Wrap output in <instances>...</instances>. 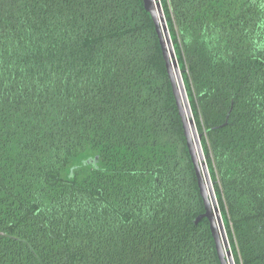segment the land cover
Masks as SVG:
<instances>
[{
  "label": "trees",
  "instance_id": "obj_1",
  "mask_svg": "<svg viewBox=\"0 0 264 264\" xmlns=\"http://www.w3.org/2000/svg\"><path fill=\"white\" fill-rule=\"evenodd\" d=\"M161 3L235 263L264 264V0ZM204 213L143 0H0V264H221Z\"/></svg>",
  "mask_w": 264,
  "mask_h": 264
},
{
  "label": "water",
  "instance_id": "obj_2",
  "mask_svg": "<svg viewBox=\"0 0 264 264\" xmlns=\"http://www.w3.org/2000/svg\"><path fill=\"white\" fill-rule=\"evenodd\" d=\"M143 5L144 9L151 15L156 29L187 141L188 151L194 165L199 192L205 207V213L200 215L195 220V223L198 224L203 219L208 220L220 263L236 264L201 143L202 135H199L195 120L193 119L191 104L161 0H143ZM93 161V159H89L86 163H93Z\"/></svg>",
  "mask_w": 264,
  "mask_h": 264
},
{
  "label": "rangeland",
  "instance_id": "obj_3",
  "mask_svg": "<svg viewBox=\"0 0 264 264\" xmlns=\"http://www.w3.org/2000/svg\"><path fill=\"white\" fill-rule=\"evenodd\" d=\"M173 45H174V42H173ZM182 72V71H181ZM182 75H183V73H182ZM191 104V103H190ZM192 108V107H191ZM192 112H193V110H192ZM193 119L195 120V123H196V126H197V130H198V133H199V135H202V132H200L199 131V129H198V126H204L203 125V120H202V117L199 115V117L198 118H196L195 116H194V114H193ZM199 120V121H198ZM204 129V128H203ZM205 133V132H204ZM206 134V133H205ZM201 143H202V138H201ZM221 210V209H220ZM227 234H228V231H227ZM229 235V234H228ZM229 238V237H228ZM229 243H230V248H231V251H232V253H233V249H232V246H231V242H230V240H229ZM234 256V255H233Z\"/></svg>",
  "mask_w": 264,
  "mask_h": 264
}]
</instances>
